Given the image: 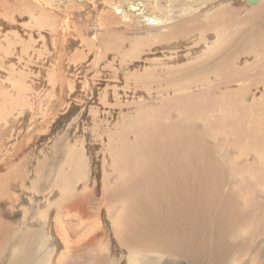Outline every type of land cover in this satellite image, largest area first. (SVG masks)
<instances>
[{
	"label": "bare ground",
	"instance_id": "1",
	"mask_svg": "<svg viewBox=\"0 0 264 264\" xmlns=\"http://www.w3.org/2000/svg\"><path fill=\"white\" fill-rule=\"evenodd\" d=\"M18 1L32 13L38 10L39 29L52 33H67L77 17L89 21L94 28L87 45L105 57L112 52L123 69L108 65L111 74L103 75L108 81L101 88L95 89V78L78 80L85 92L69 104L80 102L89 110L80 129L93 131L101 143L99 156L92 159L85 139L66 141L67 158L53 162L49 154H58L56 143L47 152L41 149L36 171L25 170L21 182L22 174L13 178L14 168L0 176V185L5 184L0 206L6 201L14 206L4 209L11 222L0 211V247L5 246L0 263L264 264V228L253 221L264 219V0L254 5L249 0H118L109 6L112 0L101 5L95 0ZM207 1L209 9L202 11ZM106 11L118 21L99 22ZM208 31L215 41L186 67H167L176 56L163 54V74L156 68L124 69L146 47L170 45L191 34L204 37ZM6 71L0 73V86L14 87L13 94L0 96L2 166L13 163L15 127L40 98L23 73ZM52 78L51 100L42 110L49 120L57 96ZM158 78L164 82L153 94L151 81ZM74 84L69 83L71 90ZM11 184L22 187L24 195ZM257 191L263 198L254 195ZM213 196L223 200L228 216L212 221ZM235 198L242 211L233 205ZM231 234L242 236V242L225 241Z\"/></svg>",
	"mask_w": 264,
	"mask_h": 264
},
{
	"label": "rangeland",
	"instance_id": "2",
	"mask_svg": "<svg viewBox=\"0 0 264 264\" xmlns=\"http://www.w3.org/2000/svg\"><path fill=\"white\" fill-rule=\"evenodd\" d=\"M16 1L17 0H0V73L5 76V74L8 73L6 70L13 69V68L17 71L16 73H19L18 74L19 76L20 74L23 73L27 77V81L32 87L33 93H35V90H36L37 93L35 94H38L40 96V98L34 101L35 109L33 111L27 110L26 114L22 116L21 119L19 118L20 123L16 125L15 127L16 134L13 132L15 137L11 141H14V143H16L17 145L14 151L10 153L12 155L11 159L13 163H9L8 166L0 165V176L1 177H3L2 175H6V173H8L12 168H14L15 174L13 178H17V177L19 178L20 174H22L21 179H20V182H21L22 180H24L23 173L25 172V170L26 172H27V169H30L31 171H34V172L36 171V166L38 162L37 157H39L38 155H40L41 149L46 150L45 152H47L48 150H51L53 148V145L56 143H58L57 145H59L60 147V150H59L60 153L58 152L59 155L58 154L51 155V153L49 154V158L50 159L52 158L53 162H56V160H60L63 162L67 158L65 152L62 151L64 149L63 145L66 141L72 144H75L77 141L79 140L82 141L83 139H85L86 141L85 148L89 150V154L92 157V159H95L97 155L98 156L100 155L99 153L102 150L101 143L100 141L97 142L96 139L92 136L93 131L84 130L83 132L84 134H82V129H80V125L82 124V122L83 123L84 121L87 122L88 119L90 118L89 113H88L89 110L84 109V108L82 109V103L80 102L78 103V105L70 106V107H69V104L72 103L75 95L78 96L79 94L81 95V94H84L85 92L84 86L80 85L81 83L78 84L79 83L77 82L78 80L82 81V79L86 77L91 80H94L95 78L94 82H97L94 85L95 89L96 87L97 88L104 87V84H107L108 80L104 78L103 75L110 73V67L108 65L111 64V66L114 65L113 67H115V65L117 64L116 67L118 68L120 65L119 64L120 62L118 61L115 62L113 58L114 54L112 52L111 53L109 52L107 56L105 57L103 54L97 53L98 51L97 48H92L89 45H87V42L85 40L86 38H88L90 34L92 35V31L94 28L92 26H89L88 24L89 21L83 18H78V17L75 19H71V22H75V23L68 24L69 27L68 29L65 28V30L67 31V33L65 32V34L57 33L58 34L57 35L56 33H52L50 29L44 30L41 28H40L41 29V32H40V29L37 23V17L35 18V15L38 12V10L33 8L35 9L34 12L36 13L34 12L32 13L31 10H29V8H27L26 6H22L24 5L22 2L18 1L19 2L18 3ZM62 1H66V0H62ZM95 1L98 3V5L104 4L105 2L104 0H95ZM111 2H114L117 5L119 4L120 1L118 0L109 1V3L106 6H109ZM209 4L210 3L207 1V4L204 5L205 8H203L202 11L208 10ZM20 7H22L21 10H20ZM82 7H84L82 9L83 12L88 11L87 6H82ZM102 8L108 9L105 6H102ZM25 9H27V11L29 10V12L32 14H30L29 12L27 13ZM238 9H241V8H238ZM10 13H13V14H10ZM71 13H72L71 15H74V16L76 15L74 12H71ZM85 17H87V15H85ZM107 17L115 18L116 16L113 13H109L108 11H106V12H103L102 15L97 18V20H100L99 22H107ZM185 18H186V15L179 17L178 21L184 20ZM36 26L38 27V29ZM120 27L122 28V26ZM135 29L137 28H134V30L132 29L131 30L136 31ZM114 30H116L118 33L125 31V30L124 31L120 30L118 26H114ZM208 32L210 33V35ZM208 32L204 34V37H199L198 35H195L194 37L193 34H191L192 36L189 35L182 40L178 39V41L176 40L170 45L153 44L150 47H146L144 49V51L146 50L145 52L141 53L139 57L134 58L133 62L132 61L131 63L128 62V67H127V64H124V67L126 66L124 69L125 70L131 69L130 71H134V72H142L146 70L147 68L153 69V70L156 68L154 71H157L160 69L159 71H157V73L159 72L160 74H163V72L165 71L162 72V69L166 67H163L162 64L166 62L168 63L167 67L169 66L174 67V68H179L180 66L182 68L186 67L187 65H190L192 62L196 61L197 58H200L203 55L202 53L206 51V47L208 46V44H210V42L212 43L213 41H215V33L212 31H208ZM127 33L131 35L130 34L131 32H127ZM42 35L44 36L43 38L40 37ZM136 35L137 34H134V35L132 34V37H136ZM18 38H20L21 40H19ZM190 40H192V43ZM45 42L48 44H46ZM163 48L165 49V52ZM151 50L154 52H152ZM161 51H163L164 53ZM163 54L164 55L165 54H175L174 56L176 57H173V59H171L170 61L164 62ZM186 55H188L189 58L186 57ZM192 59L194 61H192ZM144 60H146L147 62H145ZM129 65L131 66V68H129ZM157 67L159 68L157 69ZM104 68H106V70ZM121 68L123 69V65ZM120 74L121 76H124L123 73L120 72ZM52 76H54L55 79L52 78ZM50 77L56 80L57 82L56 90H55V94L57 96L53 98L54 100H52V102L54 103V106L52 107L53 116L49 120L48 117L45 116L44 114L45 111H42V110L48 109L46 105H47V102L51 100V98L49 97V94H50L49 92L51 91V85L49 83V81H51ZM70 82L75 83L74 84L75 86L72 90L69 86ZM151 82L153 83V84L151 83V88H153V94H155L154 91H156L157 85L163 84L164 81L162 78H158V79L152 80ZM12 83L13 81L11 82V84ZM60 85L63 86V89L61 88ZM164 86H167V85L165 84ZM13 87L14 85L11 86L10 88H7L6 86H0V96L2 94H7V93L13 94L12 93ZM35 94H33V96ZM36 105L38 106V108ZM33 113H36L35 116L32 115ZM76 119H77V123H74ZM193 131L194 130L190 132H193ZM205 138H208V137H205ZM207 140H208L209 146H212L213 145L212 141H210V139H207ZM20 143L22 147L21 149L19 148L20 150L18 152L17 148L20 145ZM91 153L93 155H91ZM97 161L99 162L98 158H97ZM51 163L52 162L48 160L47 164L50 165V169L53 167ZM47 167H44V168L46 169L45 172L48 173L49 170H47L48 169ZM2 184L0 186L4 188L5 184L4 183ZM10 187L16 193L22 196L24 195V190L22 189V187H15V184H11ZM223 191L224 190H222V192ZM254 195L258 198L259 197L263 198L261 193H259L258 191H257V194H254ZM213 197L215 201L213 200L211 202L213 205L214 204L215 205H214L213 211L210 216L212 218V221H213V218L217 219V218H220V216L221 217L228 216V210H226L225 208L226 204L223 202V200L216 199L215 196ZM235 199L236 200L233 201V205H235L239 211L240 210L242 211L244 209V207H242L243 205L241 206L238 199L237 198ZM234 202L236 204H234ZM5 204L0 206V211H3V218L6 221L11 222L12 219L10 218L9 213H7V211L5 213L4 209L10 207L9 209L13 211L14 206L10 205L11 201L9 202L6 201ZM8 204H9V207H8ZM15 218H17L16 215H15ZM256 219L257 221H255ZM256 219L255 217H253L254 223L255 222H258L259 224L261 223L260 225H262V229H263L264 219L262 218L260 219L256 218ZM110 226L111 225H109V227ZM214 227H215V224L213 228L211 227L215 232V229L216 230L218 229ZM110 234H111V230L110 228H108V232H107L108 237L110 236ZM213 235L214 233L211 236L213 237ZM101 239H102V236L99 237V240ZM224 240L225 241L227 240L231 244H235V243L242 242L241 241L242 236L241 237L239 236L236 238L234 234L233 235L231 234L229 236H225ZM2 245L0 248L5 247L4 243ZM4 262H6V258ZM168 263L176 264L175 260H168L166 264ZM258 264H261V263H258Z\"/></svg>",
	"mask_w": 264,
	"mask_h": 264
},
{
	"label": "water",
	"instance_id": "3",
	"mask_svg": "<svg viewBox=\"0 0 264 264\" xmlns=\"http://www.w3.org/2000/svg\"><path fill=\"white\" fill-rule=\"evenodd\" d=\"M257 1H258V0H249L248 2H249L250 5H254V4L257 3Z\"/></svg>",
	"mask_w": 264,
	"mask_h": 264
}]
</instances>
